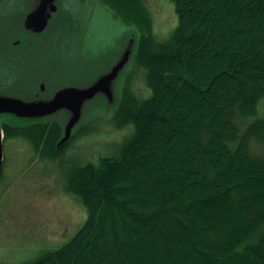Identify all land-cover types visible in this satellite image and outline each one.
Here are the masks:
<instances>
[{"label": "trees", "instance_id": "trees-1", "mask_svg": "<svg viewBox=\"0 0 264 264\" xmlns=\"http://www.w3.org/2000/svg\"><path fill=\"white\" fill-rule=\"evenodd\" d=\"M173 1L179 23L158 39L143 0H103L140 27L152 94H124L122 141L72 168L80 229L21 264H264V0ZM19 128L5 141L43 159L65 157L79 134L64 140L51 120Z\"/></svg>", "mask_w": 264, "mask_h": 264}, {"label": "rangeland", "instance_id": "rangeland-1", "mask_svg": "<svg viewBox=\"0 0 264 264\" xmlns=\"http://www.w3.org/2000/svg\"><path fill=\"white\" fill-rule=\"evenodd\" d=\"M13 1L20 3V9L29 0ZM59 1V10L44 18V43H31L33 35L29 33L28 45L14 48L10 38L20 18L0 17V81L11 83L2 99H16L9 94L30 89L32 95L19 98L28 109V101L36 103L34 93L43 94L41 110L21 113L16 107L0 109L4 133L6 126L20 127L23 132L47 120L64 123L67 129L77 113V100L86 95L80 118L72 127V131L77 127L78 138L65 157L43 159L21 137L4 141L0 264L34 261L80 229L88 212L66 189L72 168L79 160H98L122 141L128 125L119 127L116 110L124 94L132 92L140 99L152 94L147 70L135 60L140 27L124 22L103 0ZM143 2L152 15L154 35L168 37L179 23L175 2ZM41 3L38 0L33 16L28 13L25 26L29 30L38 29L35 16ZM78 92L81 94L76 96Z\"/></svg>", "mask_w": 264, "mask_h": 264}, {"label": "flooded vegetation", "instance_id": "flooded-vegetation-1", "mask_svg": "<svg viewBox=\"0 0 264 264\" xmlns=\"http://www.w3.org/2000/svg\"><path fill=\"white\" fill-rule=\"evenodd\" d=\"M4 1H6V3L2 5L1 2H4ZM43 2H44V0H42V3ZM19 4L20 3H17V4L14 3L13 0H0V17L2 15H6L9 17H14L16 19L20 18V21L16 25V29L13 32V38H10L11 39L10 43L13 45L14 48H17V46L21 45L22 43H24L25 45H28L27 36L29 33L33 35L34 41L31 40L30 41L31 43L34 44V42H36V41H40V42L44 43V5L39 8V12H38L37 16H35L36 26H37L36 29L37 28L38 29L36 31H32V30H29L27 28V26H25V20H27V18H28V13H30V16H33L32 11H33L34 7L36 5H38V0H29L20 9L18 6ZM55 4L57 5L58 10H59L60 1L58 0V2H56V0H55ZM56 12H54V13H56ZM54 13L52 14V16L54 15ZM30 22H32V20H30ZM10 87H11V83H6L5 81H0V96L1 95H8L6 93L9 91ZM43 90H44V85H43ZM14 93L9 94V95L13 96L14 98H16L18 100L21 97L32 95V92L30 89L28 91H27V89H25L24 92H20L18 94H14ZM34 96L36 99V103L43 102V94L42 93L38 94L37 92H35ZM28 103H32V101H28ZM26 111H27V109L23 110V112H25V113H26ZM0 122H1V120H0ZM1 124H2V122H1Z\"/></svg>", "mask_w": 264, "mask_h": 264}, {"label": "water", "instance_id": "water-1", "mask_svg": "<svg viewBox=\"0 0 264 264\" xmlns=\"http://www.w3.org/2000/svg\"><path fill=\"white\" fill-rule=\"evenodd\" d=\"M44 5V18L48 19L52 17V14L54 12L57 11L58 7L55 4V0H44L43 3H41L40 7H42ZM39 7V8H40ZM39 8L38 11L39 12ZM39 18V17H38ZM45 23V22H44ZM76 96L81 94V92L75 93ZM86 95L81 96L78 100H77V113L76 115L71 119V122L68 124L67 129H66V136L64 138V140L68 139L71 135V131H72V127L76 124V122L79 120L80 115H81V111H82V101L84 99ZM41 104H43V102H38V103H28L27 104V111L26 113H30L33 111H38L41 110ZM0 108L1 110L3 108H13L16 107L17 110H19L21 113H25L23 112L24 108L22 107V101L18 100V99H12V100H3L2 96H0ZM13 110V109H12ZM4 133L0 124V177H1V173H2V167H3V161H4Z\"/></svg>", "mask_w": 264, "mask_h": 264}]
</instances>
